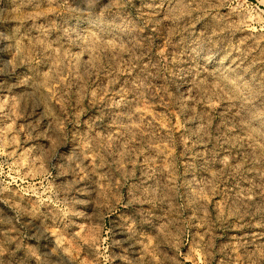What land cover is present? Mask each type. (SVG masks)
Returning a JSON list of instances; mask_svg holds the SVG:
<instances>
[{
    "label": "clouds",
    "instance_id": "9594fccd",
    "mask_svg": "<svg viewBox=\"0 0 264 264\" xmlns=\"http://www.w3.org/2000/svg\"><path fill=\"white\" fill-rule=\"evenodd\" d=\"M0 264H264V0H0Z\"/></svg>",
    "mask_w": 264,
    "mask_h": 264
}]
</instances>
